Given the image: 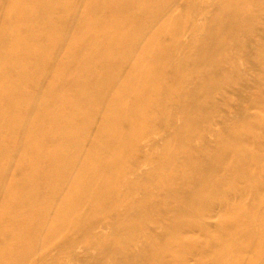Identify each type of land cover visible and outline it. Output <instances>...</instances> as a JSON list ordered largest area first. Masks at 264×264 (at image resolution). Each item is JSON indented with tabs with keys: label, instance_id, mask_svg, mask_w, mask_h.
I'll use <instances>...</instances> for the list:
<instances>
[{
	"label": "bare ground",
	"instance_id": "6f19581e",
	"mask_svg": "<svg viewBox=\"0 0 264 264\" xmlns=\"http://www.w3.org/2000/svg\"><path fill=\"white\" fill-rule=\"evenodd\" d=\"M208 1L195 15L202 25L192 23L200 35L189 30L181 42L175 0H0V218H7L0 219V264H27L40 235L67 228L87 201L100 211L106 180L120 175L128 149L139 154L140 137L157 136L143 126L152 116L168 136L133 168H145L148 182L135 184L144 209L125 211L138 221L150 219L152 200L177 206L163 241L147 244L148 264H204L205 252L211 264H264L257 128L240 119L218 135L202 125L215 116L209 88L234 81L230 51L240 47L264 63V45L243 39L264 19V0H213L215 8ZM173 64L170 77L163 69ZM263 78H255L257 120ZM162 89L180 103L177 114L155 103ZM204 132L217 143L195 150L193 138ZM192 150L204 159L198 169ZM112 255L116 264L133 260L129 251Z\"/></svg>",
	"mask_w": 264,
	"mask_h": 264
},
{
	"label": "rangeland",
	"instance_id": "374dc122",
	"mask_svg": "<svg viewBox=\"0 0 264 264\" xmlns=\"http://www.w3.org/2000/svg\"><path fill=\"white\" fill-rule=\"evenodd\" d=\"M206 1L208 0H175L174 4L176 7L174 9V17L177 15L175 17V24H178L184 30L181 35V42L186 40L188 31L193 30L192 27L194 25H202L203 17L199 15L195 19V15H198L199 8L203 7ZM208 2L211 7H216L213 0H209ZM189 6L191 7L188 10ZM194 21L196 22L192 25ZM262 24H264V19L259 23H252V27L254 28L249 33V36L243 38L247 41L246 43L249 42L253 48H258L261 44L264 45V25L262 26ZM192 33L194 35H200L196 28ZM230 52V57L231 55L234 57V81L232 84L227 85L223 84L221 80L215 79V84H217L216 86L218 87L212 86L209 88V90L211 89L209 94L211 92L210 95L212 96L208 99V103L210 104L213 102L210 105L215 106L213 110L215 116H213L212 120H205L206 122L202 125L203 127H208V132L214 130L215 133L220 135V132L223 131V128L229 123L236 122L240 119H246L247 123H251L257 128V143L261 146V149L264 150V117L261 120L255 119V111L252 108L254 105L253 101L262 102L261 96L255 91V88L258 86L255 83V78L258 75H264V63L253 61V59L248 57V53L240 47H234ZM176 66L178 65L173 64L170 70L164 68L163 72L165 71L164 73H167L170 77L174 76ZM171 81L176 83L175 80ZM160 83L162 84V78L159 80V84ZM162 91L163 89L157 90L156 94L153 96L155 103L157 105L161 103H163L164 106L167 105V107L170 108L168 110L169 115L177 114V112H179L180 103L178 105L177 100H175L176 98L172 99L163 96ZM174 104L176 106H173ZM245 116H247V118H244ZM144 125L145 128H148V131L155 129L154 132H157V136H152L147 133L142 135L138 140V147L140 148L139 154L136 152L135 147H130L128 149V154L131 155V157L129 160L123 161V168L120 169V175L118 174L106 180L105 184L107 186L99 201L100 211L94 212L91 207V201H87L69 217L67 228L63 229L60 233L50 239H44L42 233V235H40L41 238H39L40 242L38 243L36 252L31 259H29L27 264H116L112 255L116 249L119 251L120 255H125L127 251L131 252L133 260L129 264H148L146 259L142 256L146 254L145 252L148 248L147 244L151 246V240L154 243L163 241L164 232L167 230V226L172 220L173 215L171 210L177 206V202L172 201L166 203V205H161L160 203L155 205L156 202L152 200L150 203L153 204L154 210L151 212L150 219H140L138 221L129 220V212L125 211L126 208H129L128 210L133 208V211L131 210L130 213L134 214L144 209L143 205L140 207L137 205L143 194L141 193V189H138L135 184L137 182L140 184L148 182V180L140 174L142 173L141 170L145 168H142L139 172H136V174H134L133 168L135 166L138 169L139 162L142 160V155L146 156L147 154H152L156 149L161 150L163 140L168 136L162 129L163 124L156 120L154 116L146 120L143 126ZM208 132H204L203 136L199 135L197 138H193L191 147L197 150L196 148L206 144L207 148L212 150L217 143V138L209 137ZM195 150L191 151V153L194 152L192 156H195V159L191 157L192 160L197 162V166L196 164L195 166L198 169V166L200 164L202 165L204 159L202 155L198 152L196 153ZM198 163L200 164L198 165ZM179 165H183L182 162L177 166ZM198 172L199 170L196 172L193 171L194 174H198ZM162 175H166L165 172H162ZM258 177L259 181H262V177L260 175H258ZM140 180L141 182H139ZM143 180H145V182ZM165 198L167 199V197ZM0 219H3L5 222L7 220V218ZM216 219L217 218H213L212 221H216ZM4 221L0 220V222L6 226ZM155 221H158V223L155 224ZM71 224L72 226H69ZM112 244L116 247L114 251H112V248L115 247ZM108 247H111L110 250ZM200 259L204 261V264H211L210 262H212L211 259H213V256L205 252L200 256ZM188 263L195 264L194 260H190Z\"/></svg>",
	"mask_w": 264,
	"mask_h": 264
}]
</instances>
